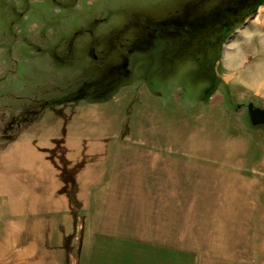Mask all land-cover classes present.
Listing matches in <instances>:
<instances>
[{"label": "rangeland", "instance_id": "1", "mask_svg": "<svg viewBox=\"0 0 264 264\" xmlns=\"http://www.w3.org/2000/svg\"><path fill=\"white\" fill-rule=\"evenodd\" d=\"M0 264H264V0H0Z\"/></svg>", "mask_w": 264, "mask_h": 264}, {"label": "flooded vegetation", "instance_id": "2", "mask_svg": "<svg viewBox=\"0 0 264 264\" xmlns=\"http://www.w3.org/2000/svg\"><path fill=\"white\" fill-rule=\"evenodd\" d=\"M205 20H206V18H197L194 21L184 20V25L178 26V24H177V26L174 25L173 27H176V28H178V27L180 28L181 27V29L184 31V34L188 35L189 37L191 36V33H194L193 34L194 37L193 38L191 37V38L194 39L196 42L199 41V40L200 41L201 40L206 41L205 39H206L207 30H204L205 27H206V25H205L206 21ZM220 23H221L220 24V29L218 30V32L216 33V32L213 31L216 34V38H217L216 41L221 40L225 30L230 28L228 22H224L223 20H221ZM147 28H148V26H147ZM208 31H211V30H208ZM197 32H198V34H197ZM196 34L198 36H196ZM189 39L190 38H188L187 42H189Z\"/></svg>", "mask_w": 264, "mask_h": 264}]
</instances>
